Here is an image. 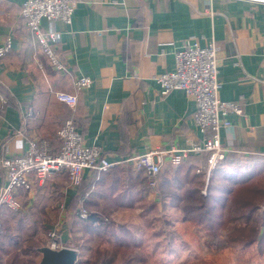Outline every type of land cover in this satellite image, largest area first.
Instances as JSON below:
<instances>
[{
	"label": "crops",
	"instance_id": "1",
	"mask_svg": "<svg viewBox=\"0 0 264 264\" xmlns=\"http://www.w3.org/2000/svg\"><path fill=\"white\" fill-rule=\"evenodd\" d=\"M24 1L0 0V44L7 39L11 43L10 52L0 60V94L6 99L0 104V155H20L32 140L49 141L52 153H57L60 145L55 136L68 120L75 123L83 145L101 148L110 162L158 149L184 150L210 137V132L202 133L194 122L193 98L181 90L160 97L155 80L174 70L176 52L192 39L200 46L212 41L218 45V97L241 110L240 114H227L229 126L219 131L221 147L244 164L248 159L264 162L263 4L243 0H75L71 23L56 25L60 33L57 52L66 68L59 73L19 15ZM41 27L48 31L46 21ZM78 77H88L92 84L77 94L76 107L57 102L54 94L74 93L72 81ZM193 159L194 166L201 167L200 158ZM120 169L123 173L118 180L130 181L126 169ZM131 172L135 179L140 176V172ZM96 178L85 171L80 193L79 188L68 187L64 173L56 174L44 182L34 180L32 189L18 192L17 197L20 200L26 195L23 205L29 209L32 198L53 185L58 190L60 212L78 194L80 202L90 193L100 207L105 195L93 186ZM1 179L2 175L0 183ZM145 196L161 207L158 197L150 192ZM52 197L45 192L43 202H52ZM138 209L136 203L132 208L110 210L115 216ZM229 209L240 211L228 205L226 214ZM240 214L232 217L236 218L232 225L248 228L250 222L239 219ZM256 214L259 221L252 226L257 229V240L250 248L262 255L264 205L257 206ZM64 227H60V240L69 245ZM73 246L79 259L80 252ZM245 250L249 249L239 251Z\"/></svg>",
	"mask_w": 264,
	"mask_h": 264
},
{
	"label": "built area",
	"instance_id": "2",
	"mask_svg": "<svg viewBox=\"0 0 264 264\" xmlns=\"http://www.w3.org/2000/svg\"><path fill=\"white\" fill-rule=\"evenodd\" d=\"M264 5V0H243ZM75 0H25L19 15L24 20L27 28L35 37L52 68L57 72H65L66 68L60 61L57 47L60 33L57 23L69 25L75 10ZM48 23V31L43 30L41 22ZM11 50L10 40L0 44V60ZM219 47L213 41L205 46L197 42L186 40L175 54V68L172 72L160 74L155 77L159 86V96L164 97L174 90H181L195 102L194 122L202 133L210 132L208 138H203L192 143L188 149L171 147L168 150H152L143 155L129 157L123 161H108L101 148L83 145V139L78 133L72 120L66 121L56 133L55 139L60 148L57 153H52L50 142L47 140L28 141L26 149L20 155H0V233L4 209L9 212L21 210L17 194L22 191L29 192L34 180L44 182L47 178L64 173L67 182L73 189H78L83 182L85 171L93 174L96 181L98 176L112 168L129 167L133 172H141L146 179L147 187L154 196L157 187V175L168 166L180 165L188 155L206 153L208 155L205 179L208 181L210 171L216 163L224 159L228 153L221 147L219 131L229 126L226 116L233 112L240 114L237 104L222 102L219 97L221 84L217 80V55ZM88 77H78L72 81L74 93L56 92L55 100L70 108H75L78 102L77 94L91 86ZM6 99L0 94V104ZM31 115V111L27 113ZM199 167L197 172H200ZM206 194L204 188L201 192ZM88 199L84 195L78 202V216L85 220L87 211L82 203ZM62 208V207H61ZM47 248L61 250L71 248L54 234L49 235Z\"/></svg>",
	"mask_w": 264,
	"mask_h": 264
},
{
	"label": "trees",
	"instance_id": "3",
	"mask_svg": "<svg viewBox=\"0 0 264 264\" xmlns=\"http://www.w3.org/2000/svg\"><path fill=\"white\" fill-rule=\"evenodd\" d=\"M193 157L200 158V165L206 168L208 155L201 153L188 155L180 165L165 167L157 175L155 192L161 208L179 211L184 220L204 230L208 236L205 244L210 249L223 250L227 246L231 250L249 249L257 240V229L253 226L238 228L232 225L236 218L228 217L225 210L232 204L244 213L240 214L239 219L243 218L246 222L251 220L259 202L264 200V190L258 184L260 179L264 178V162H252L248 159L244 164L239 158H234L233 154L227 153L224 159L218 161L212 168L206 182L205 173L196 172L197 167L193 164L196 159ZM124 169H126L124 174L127 178H131L130 181L118 180V174L123 173L120 167L100 174L93 186L97 185L98 190L105 195L101 206H95L94 199L91 200L89 193L88 199L82 203L83 208L88 209L86 210L87 219H80L78 212L76 213L75 221H78L79 225L70 226L71 234L73 233V236L77 234L78 241L80 239V242L75 244L80 252L76 264H114L116 256L120 264H132L135 259H141L132 255L133 251L139 248L132 232L121 225L114 224L106 216L112 213L111 208H132L136 203L139 208H143L144 213H151L157 208L155 200L149 202L145 198V195L150 192L145 178L143 186L140 176L135 179L131 176L129 167ZM101 176H103L102 179H100ZM137 186L140 188L138 192L134 191ZM203 188L206 189L205 195L201 193ZM83 189L81 185L79 192H83ZM78 199L79 194L71 200L72 206ZM96 207H99L98 210L95 209ZM95 210L97 212H94ZM144 222L147 221L144 220ZM106 243L110 246L105 247ZM5 264H28V262L20 259L15 253L7 256ZM29 264L36 263L29 262Z\"/></svg>",
	"mask_w": 264,
	"mask_h": 264
},
{
	"label": "rangeland",
	"instance_id": "4",
	"mask_svg": "<svg viewBox=\"0 0 264 264\" xmlns=\"http://www.w3.org/2000/svg\"><path fill=\"white\" fill-rule=\"evenodd\" d=\"M201 167L203 168L201 172L206 173V168ZM140 177L144 186V177L142 174ZM258 184L264 190V178H261ZM68 187H70L69 184ZM42 189H44V185ZM53 189L54 186L51 185V187L41 190L39 201H36L38 198L33 197L29 209L25 203L23 205L26 195L25 198L18 199L21 203L20 211L12 213L4 209L5 217L3 220L1 219L2 232L0 233L1 264H5L7 256L15 253L28 264L29 262L38 264L41 259L38 249L47 247L50 234H54L58 241L61 234L60 227L63 226H65L64 229L69 238L66 242L70 243V247L75 248L73 245L80 242V239L78 241L79 237H76L78 235L73 236L70 229V226L79 225L78 221H75L78 200L74 206L71 204L69 208H64V211L60 212L58 190ZM44 191L54 196L51 198L52 202L48 200L43 202ZM148 201L151 202V200ZM263 202L264 200H261L259 203L264 205ZM46 206L48 209L45 210ZM85 210L88 211V209ZM138 210L139 212L132 211L122 215L113 216L114 213L111 212L106 215L114 224L121 225L132 232L136 244L139 246L132 255L142 259H135L132 264H264V253L261 255L254 248H249L244 252L232 251L228 246L224 250H211L205 244L207 239L205 231L192 222L184 220L181 213L175 209L157 207L151 213H144L143 208ZM6 212L12 214L8 215ZM142 214L144 215L141 218ZM227 214L230 218L237 217L240 211L235 212L229 209ZM257 214L252 215L251 221H249L250 226L253 225L252 222L259 221L255 220L258 217ZM144 220L147 222L145 223ZM70 238L74 241L72 242ZM109 246V243L105 244V247ZM115 259L114 264H120L117 256Z\"/></svg>",
	"mask_w": 264,
	"mask_h": 264
},
{
	"label": "water",
	"instance_id": "5",
	"mask_svg": "<svg viewBox=\"0 0 264 264\" xmlns=\"http://www.w3.org/2000/svg\"><path fill=\"white\" fill-rule=\"evenodd\" d=\"M38 252L41 254L38 264H76L78 262L76 249L65 248L55 251L42 247L38 249Z\"/></svg>",
	"mask_w": 264,
	"mask_h": 264
}]
</instances>
